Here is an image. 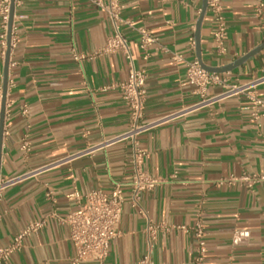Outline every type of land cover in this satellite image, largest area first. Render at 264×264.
Returning a JSON list of instances; mask_svg holds the SVG:
<instances>
[{
    "label": "crops",
    "instance_id": "1",
    "mask_svg": "<svg viewBox=\"0 0 264 264\" xmlns=\"http://www.w3.org/2000/svg\"><path fill=\"white\" fill-rule=\"evenodd\" d=\"M136 64L147 71L143 168L158 179L130 203L133 142L110 141L129 128V109L119 88L128 63L119 53L94 54L107 41L111 23L89 0H16L17 42L8 68L9 116L0 146V248L30 223L44 221L1 264H71L75 247L64 221L76 206L68 194L124 186L119 233L104 264H135L147 253L149 222L164 224L152 251L154 264H190L196 250L192 227L206 229L204 264H264V183L221 185L231 174L264 173V108L254 117L252 97L264 99V48L226 71L242 88L201 105L191 84H182L187 61L198 58L195 33L204 0H121ZM227 53L214 44V19L201 25V60L219 67L264 43V7L257 0H222ZM158 36L145 58L137 28ZM2 28L0 18V40ZM86 54L75 59L73 50ZM0 46V86L6 54ZM199 59V58H198ZM225 91L211 85L207 98ZM27 107V114L23 109ZM24 141L28 149L22 148ZM185 226L187 229L181 228ZM248 229L245 246L232 244ZM82 264H100L88 260Z\"/></svg>",
    "mask_w": 264,
    "mask_h": 264
},
{
    "label": "built area",
    "instance_id": "2",
    "mask_svg": "<svg viewBox=\"0 0 264 264\" xmlns=\"http://www.w3.org/2000/svg\"><path fill=\"white\" fill-rule=\"evenodd\" d=\"M92 4L103 10L110 23L111 33L106 43L99 48L94 54H110L119 53L124 56L128 63V77L126 80L108 84L103 90L110 88H119L121 90L122 99L129 109V128L128 130L110 141L130 139L133 142V174L130 182V203L133 207L142 208L143 194L147 190H152L158 183V179L152 176L143 168L144 159L147 156V150L140 145V136L147 130L152 123L144 122V109L147 100L146 77L147 71L138 67L134 55L131 50L129 38L124 33V26H133V22L123 18L122 11L124 4L121 0H89ZM16 3V0H15ZM258 8L264 7V0H257ZM208 10L214 19V44L216 52L219 55L227 53V30L228 24L223 13L222 0H208ZM12 11V0H0V18H1V40L3 55L6 54L8 48L9 23ZM15 17V14H14ZM17 24L15 20L12 25L11 34V50L17 42L16 30ZM139 32V46L145 51V58L148 57L149 48L158 43V36L154 35L146 27L137 28ZM195 44V39L192 38ZM73 57L77 60L87 58L84 53L73 50ZM9 84V82H8ZM182 84H191L195 87V92L202 97L199 105L209 100L218 99L220 97L231 94L234 90L242 87L231 84L226 72H215L207 70L198 58L187 61L185 78ZM222 85L225 91L212 98H207V91L211 85ZM255 112L254 117H258L259 110L264 108V99L257 96L252 97ZM3 88L0 86V116L2 111ZM27 107L23 109V113L27 114ZM9 116L8 104L6 101L5 120ZM4 120V132L5 129ZM27 141H24L22 148L28 149ZM242 182L249 189L258 183H264L263 172H244L241 175L231 174L221 180V185H234ZM2 182H0L1 186ZM68 198L74 200L76 206L64 218V221L70 227V238L75 247V254L71 258V264H82L88 260L98 261L104 264L110 251L112 240L119 233V226L122 219L125 194L122 183H117L111 192H105L96 188L85 194L79 190H74L68 194ZM44 224V221H35L21 230L13 239L11 244L0 248V264L6 261L9 256L18 250L24 241V238L38 231ZM181 228L187 229L185 226ZM167 228L164 224H156L149 222L147 226L148 243L147 253L143 255L135 264H154L152 259V251L154 249L158 233L161 229ZM196 241L195 255L190 264H204L208 251L206 242V229L201 220L191 228ZM251 232L248 229H237L233 233L232 244L235 247L245 246L249 243Z\"/></svg>",
    "mask_w": 264,
    "mask_h": 264
},
{
    "label": "water",
    "instance_id": "3",
    "mask_svg": "<svg viewBox=\"0 0 264 264\" xmlns=\"http://www.w3.org/2000/svg\"><path fill=\"white\" fill-rule=\"evenodd\" d=\"M208 9V0H204L202 11L200 14V17L197 22V28H196V50L198 54L199 61L202 63V65L210 71H215V72H226V71H231L238 67L239 65H242L245 63L249 58L253 57L257 53H259L263 48H264V43L257 46L253 50H251L249 53L246 55L242 56L241 58L235 60L232 63H229L227 65L219 66V67H212L204 64L201 60V25L203 18L207 12ZM14 14H15V0H12V11H11V18H10V23H9V35H8V48L6 52V78L4 82V87H3V101H2V111H1V116H0V146L2 144V138H3V132H4V120H5V111H6V101H7V89H8V68H9V63H10V57H11V34H12V25L14 21Z\"/></svg>",
    "mask_w": 264,
    "mask_h": 264
}]
</instances>
